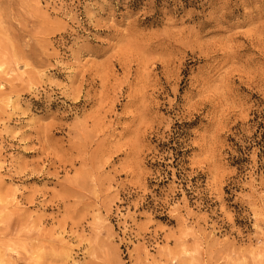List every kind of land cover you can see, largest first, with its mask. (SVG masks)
<instances>
[{"label":"rangeland","instance_id":"374dc122","mask_svg":"<svg viewBox=\"0 0 264 264\" xmlns=\"http://www.w3.org/2000/svg\"><path fill=\"white\" fill-rule=\"evenodd\" d=\"M0 264H264V0H0Z\"/></svg>","mask_w":264,"mask_h":264},{"label":"bare ground","instance_id":"6f19581e","mask_svg":"<svg viewBox=\"0 0 264 264\" xmlns=\"http://www.w3.org/2000/svg\"><path fill=\"white\" fill-rule=\"evenodd\" d=\"M85 146V145H84ZM87 146V145H86ZM69 188V187H68ZM66 189V188H65ZM69 190V189H68ZM71 191V190H70ZM72 194V193H71ZM24 198V197H23ZM22 198V199H23ZM25 200H27L26 198H24ZM61 200H63V199H61ZM4 207H6V206H4ZM16 208V207H15ZM10 212V211H9ZM6 213V212H5ZM10 214V213H9ZM5 215V214H4ZM6 215H8V212H7V214ZM3 217V216H2ZM2 220V219H1ZM22 224V223H21Z\"/></svg>","mask_w":264,"mask_h":264}]
</instances>
